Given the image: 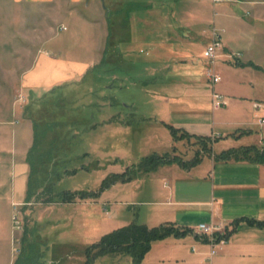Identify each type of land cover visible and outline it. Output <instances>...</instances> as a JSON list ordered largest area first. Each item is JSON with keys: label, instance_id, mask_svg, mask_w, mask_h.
<instances>
[{"label": "crops", "instance_id": "0c3cea01", "mask_svg": "<svg viewBox=\"0 0 264 264\" xmlns=\"http://www.w3.org/2000/svg\"><path fill=\"white\" fill-rule=\"evenodd\" d=\"M89 1L0 0V8H19L25 4L51 8L55 5L62 7L56 8L59 12L65 13L58 23L65 29L52 32L45 40L43 50L20 75L17 95L22 99L11 95L12 88L9 96L0 98V264H14L25 228L41 245L40 264H83L86 247L129 224L103 215L101 204L92 199L47 203L42 202L43 197L38 198L37 193L27 198L33 168L30 157L35 140V111L50 101L48 95L55 89L84 78L101 62L107 30L98 18L90 19L76 8L86 2V6L96 13L94 8H101V5L90 6ZM205 1L203 7L197 2L194 6L214 11L210 22L221 31L224 52L241 54L234 61L221 58L216 65L221 80L213 89L227 100V106L213 109L212 90L205 91L194 81L180 89L209 101L211 113L203 109L196 113L190 111V119L170 113L166 124L192 135L216 138L223 144L221 151L251 144L263 147L264 122L260 121H264V87L256 85L261 75L264 77V0ZM70 23L79 24L87 31L82 55L69 53V47L64 45L61 34L69 30ZM6 27L3 21L0 22V29ZM50 28L53 29V25ZM218 65H221L219 69ZM202 68V62L199 66L192 63L182 76L190 77L189 73L195 71L200 74ZM254 103L259 107L254 108ZM42 114L47 112L42 110ZM239 130L250 133L238 139L230 136ZM173 143L166 148L171 149ZM162 150L159 155L170 152ZM156 169L170 180L173 173L174 182L170 187L164 181L168 190L164 192V199L148 201L155 206L169 207L155 211L153 216L164 223L190 228L193 233L183 238L167 237L153 242L140 264H264V228L248 223V220L264 221V165L247 161L215 162L212 156H205L190 170H183L176 164ZM192 170L202 181L200 187L188 184ZM136 177L140 178L139 173ZM158 194L155 191L153 197ZM14 210L27 221L23 230L15 234L11 222ZM201 223L214 225L220 232L232 230L227 242L219 246L209 261V246L196 230ZM27 238L31 239L30 235Z\"/></svg>", "mask_w": 264, "mask_h": 264}, {"label": "rangeland", "instance_id": "374dc122", "mask_svg": "<svg viewBox=\"0 0 264 264\" xmlns=\"http://www.w3.org/2000/svg\"><path fill=\"white\" fill-rule=\"evenodd\" d=\"M196 2L206 5L205 0H90V6L101 5L94 8L96 13L86 2L76 7L88 18L100 20L107 41L99 65L84 78L55 89L48 95L50 101L35 111L32 186L54 178L53 193H86L89 197L84 200L101 204L103 215L148 227L164 223L153 214L169 207L148 201L164 199L168 191L164 181L173 187V173L170 180L157 169L141 170L137 178L135 170L162 149L171 151L166 145L173 143L172 136L164 125L169 123L168 115L190 119V111L211 113L209 101L180 89L195 81L205 91L212 90L203 75V51L217 27L210 22L212 8H195ZM53 7L0 8V22L7 26L0 29V98L9 96L12 88L11 95L22 99L17 95L20 75L52 32L62 29L58 23L65 13L56 9L62 7ZM81 27L70 23L69 30L61 34L69 53L85 52L87 31ZM199 62L203 64L201 75L195 71L190 77L182 76L187 66H199ZM257 84L264 87L262 75ZM192 142L173 143L176 154L191 158L197 148ZM216 143L214 149L219 152L223 144ZM192 171L188 184L200 187L202 181ZM124 172L131 179H117ZM155 191L159 194L153 197ZM20 218L23 224L27 222ZM94 264L133 262L128 256H104Z\"/></svg>", "mask_w": 264, "mask_h": 264}, {"label": "trees", "instance_id": "16d2710c", "mask_svg": "<svg viewBox=\"0 0 264 264\" xmlns=\"http://www.w3.org/2000/svg\"><path fill=\"white\" fill-rule=\"evenodd\" d=\"M165 127L170 132L174 143L180 141L190 142L192 140V144L197 145L192 157L185 160L180 155L176 154L175 148L171 147L170 152L146 158L143 162V167L136 169V173H140L141 170L143 173H147L151 170H155L158 166L172 164L178 165L183 170H190L200 164L205 156H212L215 162L247 161L264 165V146L259 147L251 144L248 146L228 148L216 153L213 150V146L217 142L216 138L192 135L167 124H165ZM249 133V131L239 130L230 136L238 139ZM131 177V175H127V172H124L119 174L117 179L129 180ZM31 179L30 177L27 189L28 199L36 193L38 194V198L43 197L42 202L47 203H69L74 202L76 199L84 200V198L89 197L86 193H64L59 195L53 193L54 178H46L43 183L40 182V184L38 183L34 186H32ZM248 223L258 228H264V221L248 220ZM231 231L225 230L223 237L228 238ZM192 233V229L179 227L170 222L162 223L156 227L131 223L103 235L98 242L86 247L84 251L85 261L83 264H93L96 259L104 256L120 255L130 257L133 264H140L144 256L150 250L153 242L167 237L183 238ZM29 235L31 239L27 238ZM41 258V245L37 243L35 238H32V232L25 228L21 238V247L14 264H40Z\"/></svg>", "mask_w": 264, "mask_h": 264}, {"label": "built area", "instance_id": "2783aa9c", "mask_svg": "<svg viewBox=\"0 0 264 264\" xmlns=\"http://www.w3.org/2000/svg\"><path fill=\"white\" fill-rule=\"evenodd\" d=\"M65 29V28H62ZM216 33L214 38L209 42L208 46L203 51V61L205 64V69L203 75L209 81L211 85V106L213 109H219L227 106V100L218 92L214 91L213 87L220 82L221 77L216 71V65L221 58H225L224 60H237L241 57L240 53H229L224 52L223 43L221 41V31L216 28ZM254 108H258L259 105L257 103L253 104ZM264 121L261 120L260 123ZM12 222V231L13 233L21 232L23 230V222L19 217L16 210H14L13 215L11 217ZM196 230L199 234H201L208 246V261L216 254L219 246H222L227 242L228 238L223 237V232H220L217 227L210 224L201 223L198 224ZM14 241V235H13Z\"/></svg>", "mask_w": 264, "mask_h": 264}]
</instances>
